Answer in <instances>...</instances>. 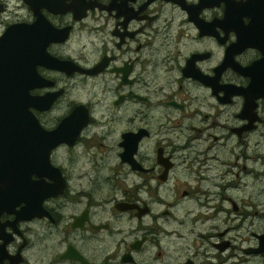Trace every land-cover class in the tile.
Returning <instances> with one entry per match:
<instances>
[{
	"label": "flooded vegetation",
	"instance_id": "flooded-vegetation-1",
	"mask_svg": "<svg viewBox=\"0 0 264 264\" xmlns=\"http://www.w3.org/2000/svg\"><path fill=\"white\" fill-rule=\"evenodd\" d=\"M22 5L11 23L79 70L35 62L45 83L28 94L54 96L29 111L46 131L73 120L47 152L55 170L35 150L23 181L0 172V264H264L255 1Z\"/></svg>",
	"mask_w": 264,
	"mask_h": 264
},
{
	"label": "water",
	"instance_id": "water-1",
	"mask_svg": "<svg viewBox=\"0 0 264 264\" xmlns=\"http://www.w3.org/2000/svg\"><path fill=\"white\" fill-rule=\"evenodd\" d=\"M51 1L22 0L31 7L37 4L48 9ZM254 1L258 7V13L255 17V43L253 40L251 43L260 48L262 56L251 67L264 65V0ZM58 6L56 12L65 10L60 1ZM1 10L2 5L0 4ZM33 23L43 25L48 34L52 36L51 38H58L54 37L56 33L40 15L36 14ZM44 45L45 42L40 40V31H37L34 25L27 26L24 22L8 24L0 34V172L8 171V167L13 169L17 174L15 181H23L27 165L35 164V150L42 151V168L55 170L47 160V152L58 142L65 140L60 132L73 120L72 113L61 120L53 130L46 131L40 127L28 109L29 106L38 110L45 109L54 96L53 94L45 96L28 94L29 89L45 83L40 80L34 70L35 62L47 59L50 61L47 63L48 66L65 72L77 68L70 66L67 61L57 60L48 55L44 50ZM250 85L257 86L258 84L250 82ZM263 95L264 93L257 94V96ZM79 109L82 107L75 108V110ZM74 131H77L76 128ZM30 151H32V157L29 158ZM263 241L264 236H258L259 247L256 250L264 247Z\"/></svg>",
	"mask_w": 264,
	"mask_h": 264
},
{
	"label": "rangeland",
	"instance_id": "rangeland-1",
	"mask_svg": "<svg viewBox=\"0 0 264 264\" xmlns=\"http://www.w3.org/2000/svg\"><path fill=\"white\" fill-rule=\"evenodd\" d=\"M4 1L6 9L0 12V32L3 31L4 27L14 21V19L19 20L23 18L24 8L20 0H2ZM211 154V152L209 153ZM264 204V194L256 195V203ZM256 209L260 211V206ZM260 213V212H259Z\"/></svg>",
	"mask_w": 264,
	"mask_h": 264
}]
</instances>
